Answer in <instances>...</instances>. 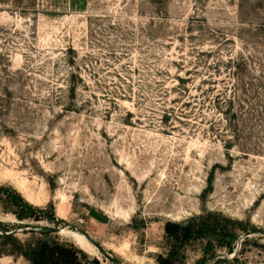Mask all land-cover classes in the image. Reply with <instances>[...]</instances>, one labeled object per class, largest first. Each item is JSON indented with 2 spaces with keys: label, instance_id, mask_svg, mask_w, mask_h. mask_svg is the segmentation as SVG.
<instances>
[{
  "label": "rangeland",
  "instance_id": "1",
  "mask_svg": "<svg viewBox=\"0 0 264 264\" xmlns=\"http://www.w3.org/2000/svg\"><path fill=\"white\" fill-rule=\"evenodd\" d=\"M78 230L123 264H264V0H0V264H114Z\"/></svg>",
  "mask_w": 264,
  "mask_h": 264
},
{
  "label": "trees",
  "instance_id": "2",
  "mask_svg": "<svg viewBox=\"0 0 264 264\" xmlns=\"http://www.w3.org/2000/svg\"><path fill=\"white\" fill-rule=\"evenodd\" d=\"M15 203L20 206L23 211H32V207L27 203L23 202L21 198H14ZM31 217H34L35 220H39L35 215L30 214ZM25 216H21L22 219ZM42 233H48L41 231ZM165 232L169 238L174 241H189L193 237V230L191 225H182L180 223L175 222H167L165 225ZM1 237H5L10 239L13 235H0ZM232 248L230 247V252H232ZM28 259L32 262V264H88L83 262L79 256V251L68 244L62 243H49L42 242L37 245L34 250H30L26 254ZM159 264H171L172 261L166 258H159ZM95 264H99L97 260H94Z\"/></svg>",
  "mask_w": 264,
  "mask_h": 264
},
{
  "label": "water",
  "instance_id": "3",
  "mask_svg": "<svg viewBox=\"0 0 264 264\" xmlns=\"http://www.w3.org/2000/svg\"><path fill=\"white\" fill-rule=\"evenodd\" d=\"M29 227L32 230H40V231L48 232L50 234H53V233L60 234L64 230V228H54V227L42 226V225L40 226L30 225ZM78 231L85 237L87 241H89L92 245H94L99 251V253L103 255L107 260L111 261L114 264H123L119 259H117L116 257L112 256L110 253H108L107 250L101 244L95 241L88 233H85L80 230ZM16 233L17 232H12V233H9L8 235H14Z\"/></svg>",
  "mask_w": 264,
  "mask_h": 264
},
{
  "label": "bare ground",
  "instance_id": "4",
  "mask_svg": "<svg viewBox=\"0 0 264 264\" xmlns=\"http://www.w3.org/2000/svg\"><path fill=\"white\" fill-rule=\"evenodd\" d=\"M65 230H66V229H64V230L61 232V234H62L63 232H65ZM61 234H60V235H61ZM65 235H66V234H65ZM66 237H68V238L72 239L73 241L79 243V244H77L78 246H81V247H85V248H87V249L89 250L90 253L95 254V255H98V252H99V251L97 250V248H96L94 245H92L89 241H87V240L85 239V237H84L81 233H79V232H73V233L69 232V233L67 234ZM100 255H101V254H100Z\"/></svg>",
  "mask_w": 264,
  "mask_h": 264
}]
</instances>
